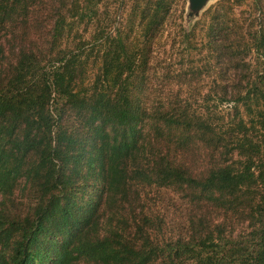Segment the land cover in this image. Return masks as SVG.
Masks as SVG:
<instances>
[{
    "label": "trees",
    "instance_id": "obj_1",
    "mask_svg": "<svg viewBox=\"0 0 264 264\" xmlns=\"http://www.w3.org/2000/svg\"><path fill=\"white\" fill-rule=\"evenodd\" d=\"M241 2L188 30L187 0H0V264H264V0ZM173 26L193 64L162 93Z\"/></svg>",
    "mask_w": 264,
    "mask_h": 264
},
{
    "label": "rangeland",
    "instance_id": "obj_2",
    "mask_svg": "<svg viewBox=\"0 0 264 264\" xmlns=\"http://www.w3.org/2000/svg\"><path fill=\"white\" fill-rule=\"evenodd\" d=\"M217 0L213 1L216 2ZM253 1L254 0H242L241 5H238L235 7V12L237 13L238 16H241L244 14L246 17L250 16L251 14H253L254 12V5H253ZM264 5V4H262ZM186 8H187V3H186ZM185 8V9H186ZM259 13V12H258ZM186 16V15H185ZM194 22H185L186 27H188V30L192 29ZM193 26V27H192ZM178 26H173L171 31H172V35L173 37L170 38V43L167 45V52L162 50L160 56L158 57V61H157V65L158 67H161L162 63H164L165 58H172L173 61V72H170V74L167 71H163L160 70L157 72V76L155 77V83H158L159 86H156L155 89L158 91H161L162 93H166L170 88L169 87H174L175 90H179V88L173 83V86L169 85V82L171 80H175L176 78H178L181 73L187 71L188 69H190L191 65L193 64V61H186L185 62V67L184 69H180V65L179 62H181L182 60L180 59L181 56L180 54H182L183 52V42L181 41L180 36V31ZM175 39V41H174ZM174 42V44H173ZM189 59V58H188ZM176 69V70H175ZM207 76H204V81H200L201 85L199 84V82L197 83V87H199V89L203 92V94L205 92H207L209 90V85L207 84ZM199 84V85H198ZM184 91H188L189 89L187 88V85H184ZM230 109V105L228 106L227 104H220L219 109H218V113H220V111L222 110H229Z\"/></svg>",
    "mask_w": 264,
    "mask_h": 264
},
{
    "label": "water",
    "instance_id": "obj_3",
    "mask_svg": "<svg viewBox=\"0 0 264 264\" xmlns=\"http://www.w3.org/2000/svg\"><path fill=\"white\" fill-rule=\"evenodd\" d=\"M215 0H187L186 20L194 22Z\"/></svg>",
    "mask_w": 264,
    "mask_h": 264
}]
</instances>
